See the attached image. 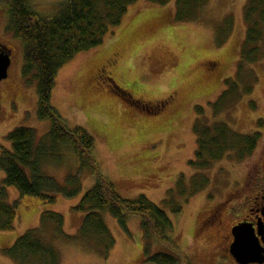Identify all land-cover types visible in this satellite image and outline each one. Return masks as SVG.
Wrapping results in <instances>:
<instances>
[{
    "label": "rangeland",
    "instance_id": "rangeland-1",
    "mask_svg": "<svg viewBox=\"0 0 264 264\" xmlns=\"http://www.w3.org/2000/svg\"><path fill=\"white\" fill-rule=\"evenodd\" d=\"M29 1L40 17L51 18L64 0ZM251 1L208 0L196 11L195 20L177 22L176 0L165 6L139 0L101 47L78 55L56 80L52 106L68 129H83L94 139V157L103 176L123 199L145 196L171 218L176 252L154 242L151 253L174 255L178 264H232L222 250L226 231L211 222V215L231 198L228 206L232 201L233 207L244 202L250 188L243 197L241 191L252 179L254 160L233 152L210 161L204 170L191 162L196 161L198 128L223 123L251 135L264 118L263 48L260 61L247 65L241 75L245 82L251 80L249 73L254 76L252 94L241 89L236 102L224 103L220 116L212 108L228 79L239 82L238 64L248 29L245 13ZM11 40H5L15 60L9 78L1 84L0 154L3 148L11 149L6 138L18 128L34 130L36 145L52 129L50 121L38 117L35 79L23 77L24 45L13 35ZM114 84L115 92L110 88ZM197 107L205 110L203 117ZM79 167L73 150L62 148L59 160L45 162L43 171L65 186L69 175L80 173ZM80 176L81 194L74 199L58 194L54 206L7 189L9 201L19 202L18 220L14 231L0 232V264H20L7 252L27 232L40 228L48 211L63 215L64 233L77 236L83 214L75 208L96 185L88 170ZM4 178L0 169V187ZM174 206L182 208L179 216L173 214ZM225 219L231 221L227 215ZM105 221L115 240L107 256L95 240L56 236L51 224L39 232L55 250L58 264H152L146 261L140 217H130L126 230L108 214ZM46 262L34 258L27 264Z\"/></svg>",
    "mask_w": 264,
    "mask_h": 264
},
{
    "label": "trees",
    "instance_id": "trees-1",
    "mask_svg": "<svg viewBox=\"0 0 264 264\" xmlns=\"http://www.w3.org/2000/svg\"><path fill=\"white\" fill-rule=\"evenodd\" d=\"M139 0H64L57 13L51 18H42L29 0H3L9 6L8 31L24 45L23 77H33L37 84L39 101L38 117L48 120L52 129L36 145V132L29 128H18L7 136L11 149H2L0 169L5 176L0 187V232L15 230L18 220L19 202H10L7 189H15L21 198L38 199L41 203L54 206L58 194L68 199L81 194L80 174L88 170L96 178V185L88 191L75 208L83 214V223L75 238L64 233V216L48 211L42 215L41 226L51 224L55 235L69 240L92 239L107 256L115 240L106 225L105 214L118 221L127 229L129 218H141L145 239V257L152 264H178L176 256L165 253L153 255L152 244L165 243L176 252L172 239L174 225L169 215L150 202L145 196L134 201L123 199L115 185L100 171L94 157V139L83 129L70 130L64 120L52 106L53 92L60 70L78 55L101 47L105 39L117 29L128 9ZM150 3L165 6L172 0H148ZM208 0H176V21L186 22L196 19V14ZM247 35L241 51V63L238 71L239 82L227 81L226 86L233 87L235 92L245 82L241 75L245 65L260 61L264 49V0H252L246 7ZM251 85L244 89L249 95ZM228 93L213 104L215 116H220L224 103H228ZM231 102L233 101L230 96ZM200 117L205 110L197 107ZM213 126L198 128V151L196 161L191 165L205 169L210 161H220L227 155L238 152L242 157L251 154L255 139L231 130L227 124L216 123ZM197 129V128H196ZM70 149L79 158L80 173L69 175L67 184L61 186L47 177L43 165L47 161L59 160L61 149ZM182 208L173 207V214L179 216ZM40 228L27 232L21 237L7 255L20 264L30 259H46V264H58V256L51 244L44 240ZM12 252V255H11ZM22 257V260L20 259ZM48 258V260H47Z\"/></svg>",
    "mask_w": 264,
    "mask_h": 264
},
{
    "label": "flooded vegetation",
    "instance_id": "flooded-vegetation-1",
    "mask_svg": "<svg viewBox=\"0 0 264 264\" xmlns=\"http://www.w3.org/2000/svg\"><path fill=\"white\" fill-rule=\"evenodd\" d=\"M9 6L3 2V0H0V60L6 58L10 61V68L8 71V78L10 75V70L14 63V52L11 50L7 44L5 43V40L8 42L12 41L11 37L12 35L8 31V26L10 22L9 18ZM241 55V54H240ZM216 64V63H214ZM239 68L240 65L238 64ZM247 64L245 65V67ZM248 66H251L248 64ZM252 76V73H249ZM108 81V78H106ZM7 80V79H6ZM5 80V81H6ZM5 81L0 82V92H1V84ZM227 81H231L228 79ZM226 81V82H227ZM255 82V81H254ZM254 82L253 83H247L243 84V86H239V89L235 92L233 90V87H227L224 89L223 93L221 94L220 98L223 96L224 93H228V97L230 100V96H232L233 101H237V96L239 95V92L241 89H247L248 85H251L252 91L250 94H252L254 90ZM234 81L231 84H235ZM226 84V83H225ZM112 90L115 92V89H117L116 85H111ZM219 98V99H220ZM217 103V102H216ZM261 124H257L258 128L257 131L254 133H251V136L255 139V142L253 144V147L251 148V154L249 156L252 157L254 160V168L252 170L251 180L246 184L244 191L242 193V197L247 194L246 189L249 186L250 190L248 192L249 195L246 196L244 202L242 204H239L238 206H232V203H229L230 206L227 205V201L229 202L232 200H226L223 204L216 206L214 211L212 212V218L211 222L214 225H217L219 228L223 227L226 231V236L223 238V247L222 250H224V255L230 257L232 259V264H238L235 258L231 254V247L235 241L234 238V230L240 226H245L247 229H250L253 231V234L258 242L259 245V251L261 253L262 262L261 263H255V264H264V118H260ZM240 134V133H239ZM243 135V134H242ZM238 188V187H237ZM235 191V188L232 189ZM231 197L235 194H230ZM228 216L231 221L229 223H226V219H228L225 216ZM233 217V218H231Z\"/></svg>",
    "mask_w": 264,
    "mask_h": 264
},
{
    "label": "water",
    "instance_id": "water-1",
    "mask_svg": "<svg viewBox=\"0 0 264 264\" xmlns=\"http://www.w3.org/2000/svg\"><path fill=\"white\" fill-rule=\"evenodd\" d=\"M10 68L9 59L0 60V82L8 79ZM235 241L231 247V254L238 264L261 263V253L258 242L253 231L245 226H240L234 230Z\"/></svg>",
    "mask_w": 264,
    "mask_h": 264
}]
</instances>
